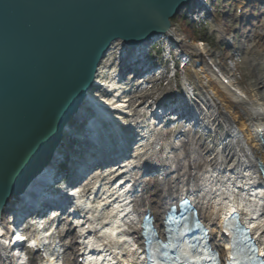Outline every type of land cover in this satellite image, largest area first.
Returning <instances> with one entry per match:
<instances>
[{
  "label": "bare ground",
  "instance_id": "bare-ground-1",
  "mask_svg": "<svg viewBox=\"0 0 264 264\" xmlns=\"http://www.w3.org/2000/svg\"><path fill=\"white\" fill-rule=\"evenodd\" d=\"M250 1L252 0H239L238 3L244 8V4ZM188 6L180 9L174 18L181 17L187 10V13L190 12ZM200 6L196 4L191 8V10L196 8V11L190 13H195L196 16L200 14L212 16V20L215 21L211 23L214 29L212 32H215L213 33L219 42L224 43V38L221 37L225 36V33L228 35V29L226 25L216 22L214 18L216 9L213 10L212 5L205 3ZM261 10L259 9L261 15L259 24H251L253 28L249 32L248 30L240 32L242 43L237 47L242 57L236 68L251 80V91L233 82V71L225 67L218 57H214L208 45L203 42L198 44L193 41L191 35L179 33L172 24L174 18L170 21L171 27L168 32L161 34L154 44L162 45L165 54L172 55L171 58L178 60L179 64L168 58L164 61L162 55L158 61L156 59L151 61L150 56L146 60L139 51L135 50L142 51L151 45L144 48L128 47L122 42L113 43L108 49L106 58H101L93 79L95 90L101 94L97 96L87 92L86 99L80 104L76 115L65 126L61 143L71 141L78 147V152L83 154L84 149L80 144H85L87 149L93 146L91 141H94L96 145L88 153H84L90 156V151L95 148L105 152L106 149L113 147L119 138L117 135L120 127L125 125L122 117L129 116L126 120L139 127L156 118L158 123L156 132L154 129L150 130L151 126L147 125L140 130H134L138 136L136 147L132 149L129 161H125V164L122 162L119 169L107 168L105 172L101 171L103 175L102 173L99 175L95 170L81 183L89 185L90 195L86 201L76 199L75 204L81 208L80 212L85 215V219L89 220L91 235L97 233L98 242L104 243L99 246L106 248L109 255L108 262L102 256L103 260L92 257L85 264H143L140 262L143 259L142 254L138 256L134 253L133 256H127L129 248L126 244L131 242V239H136L143 211L151 212L155 223L158 224L163 219L166 207L183 196H187L196 205L200 219L210 230L214 247L222 257H225L226 249H222L224 239L218 230L228 214L238 211L235 200L228 196L229 191L238 192L240 198H246L245 194L239 193L242 192L241 189L255 192L254 188L258 185L254 182L255 176L252 173L254 167L250 158L259 162L264 168V151L261 148V144L264 145V11ZM242 13L244 15L246 12ZM224 15L227 16L228 13L225 12ZM252 15L253 13L249 17L252 18ZM149 64L158 67L159 70L143 71L142 69H147ZM140 67L141 69H137ZM143 72L147 81L166 89L168 94L165 96L168 97L175 94L179 97V91L169 85L176 77V80L181 81L185 93L192 95L191 103L188 99H181L182 97L180 99L161 97V100L155 101V107L152 104L150 106L146 99L140 104V100L133 97H138L136 88L140 82L137 75ZM170 72L173 78H168L172 76ZM104 76L108 77V82L104 81ZM131 76L134 77L133 80ZM100 79L102 82L99 81ZM118 79L120 82L114 83ZM155 90L156 88H153L147 95H153ZM108 110L110 113H107ZM154 114L158 116L155 117ZM183 119L187 124L182 122ZM88 120H92L91 134L88 128L82 127ZM109 124L112 129H109ZM193 126L197 127L196 131L193 130ZM77 127L85 133L86 137L83 140L77 137L79 141H75L71 138L70 131H74ZM233 128L237 132V138L233 135ZM198 129L201 136L204 135V142L209 146H204L198 137ZM95 131L102 132V136L93 138L91 135ZM108 136L115 138L110 139ZM61 143L54 151L55 156L65 150L62 149L65 144ZM63 160L62 162H68L66 156ZM249 165H251L250 169ZM142 168V172L147 174L143 177L140 172ZM123 169L124 172H118ZM154 169H158V172L153 171ZM115 172L126 177V187L119 185L112 187L108 184V177ZM151 172L155 174L151 175ZM225 174H228L227 178ZM98 185L101 190L99 202L94 197V190ZM73 190L67 196L78 197V187ZM11 200L12 198H9L8 202ZM241 205L249 211L248 217L245 215L246 225L255 226V231L258 233L256 241L264 248V209L247 202ZM12 213L13 211H5L0 218V246L3 247L8 245L12 238L9 237L10 227L7 220L8 217H12ZM47 220L42 218L36 229H48ZM72 222L73 225H77L76 220ZM79 232L78 235L82 230ZM51 234L50 231L45 235L51 238ZM30 240L29 243L38 244L41 248V234H35ZM20 241L21 238L13 237L12 246L6 247L7 251L4 253L0 252V264H20L8 255L9 249L14 248L13 245L19 244ZM42 241L45 239L43 238ZM91 247L89 246L90 249ZM94 251L96 253V249ZM56 253L57 251H53L52 254L56 255ZM43 256V264L54 263L44 250ZM17 257L19 259V254Z\"/></svg>",
  "mask_w": 264,
  "mask_h": 264
},
{
  "label": "water",
  "instance_id": "water-1",
  "mask_svg": "<svg viewBox=\"0 0 264 264\" xmlns=\"http://www.w3.org/2000/svg\"><path fill=\"white\" fill-rule=\"evenodd\" d=\"M197 2L0 0V218L9 198L52 173L65 126L95 89L110 46L154 44Z\"/></svg>",
  "mask_w": 264,
  "mask_h": 264
},
{
  "label": "rangeland",
  "instance_id": "rangeland-1",
  "mask_svg": "<svg viewBox=\"0 0 264 264\" xmlns=\"http://www.w3.org/2000/svg\"><path fill=\"white\" fill-rule=\"evenodd\" d=\"M214 5H216L214 7H217L219 3H214ZM250 6L252 7L254 6V4H249L248 8L243 9V11L246 12L245 15L251 14L252 10ZM234 7L235 5L226 0L222 6L214 8L216 9V13L214 15L216 22L226 25V29H228V35H226L225 33V36L221 37V39L224 38V43L223 41H218L217 36L212 32L213 25L208 22L201 21L200 23L190 25L182 15L181 17L174 18L172 20V24L179 33L186 35L189 34L192 36L193 41L198 42V44L203 42V44L208 45L209 51L213 53L214 57H218L225 65V67L233 71V82H237L245 90L251 91V80H249V78L245 76V73L239 71V69H237L236 67H238V65L240 64L242 57V54L238 52L237 48L240 47L242 43V39L239 34L241 31L247 32L248 30L249 32V30H252V27L251 23H246L240 26L237 17H235L233 13V10L235 9ZM225 12L228 13L227 16L224 15ZM257 23L258 22H254L252 24L258 25L259 23ZM232 36L234 38L233 43H231Z\"/></svg>",
  "mask_w": 264,
  "mask_h": 264
},
{
  "label": "snow or ice",
  "instance_id": "snow-or-ice-1",
  "mask_svg": "<svg viewBox=\"0 0 264 264\" xmlns=\"http://www.w3.org/2000/svg\"><path fill=\"white\" fill-rule=\"evenodd\" d=\"M162 247H169V245H162Z\"/></svg>",
  "mask_w": 264,
  "mask_h": 264
}]
</instances>
